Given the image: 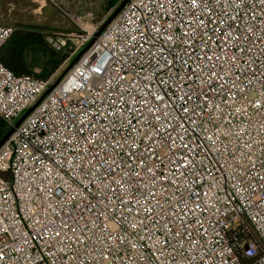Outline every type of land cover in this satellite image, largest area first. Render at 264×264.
<instances>
[{
  "label": "built area",
  "instance_id": "obj_1",
  "mask_svg": "<svg viewBox=\"0 0 264 264\" xmlns=\"http://www.w3.org/2000/svg\"><path fill=\"white\" fill-rule=\"evenodd\" d=\"M0 264H264V0L127 3L0 148Z\"/></svg>",
  "mask_w": 264,
  "mask_h": 264
},
{
  "label": "rangeland",
  "instance_id": "obj_2",
  "mask_svg": "<svg viewBox=\"0 0 264 264\" xmlns=\"http://www.w3.org/2000/svg\"><path fill=\"white\" fill-rule=\"evenodd\" d=\"M108 0H0V23L40 27L54 47H64V36L76 53L88 43L79 41V29L64 12L86 17L91 24L104 22L117 7L106 12ZM63 40V42H62ZM63 45V46H62ZM64 70V69H63ZM240 224V223H238Z\"/></svg>",
  "mask_w": 264,
  "mask_h": 264
},
{
  "label": "trees",
  "instance_id": "obj_3",
  "mask_svg": "<svg viewBox=\"0 0 264 264\" xmlns=\"http://www.w3.org/2000/svg\"><path fill=\"white\" fill-rule=\"evenodd\" d=\"M122 1L108 0L105 11L109 12ZM47 36L40 27L18 24L0 50V62L16 75L31 74L41 79L53 77L56 81L82 49L77 53L69 49L72 45L65 36V46L54 47ZM10 129L11 126L0 117V141Z\"/></svg>",
  "mask_w": 264,
  "mask_h": 264
},
{
  "label": "water",
  "instance_id": "obj_4",
  "mask_svg": "<svg viewBox=\"0 0 264 264\" xmlns=\"http://www.w3.org/2000/svg\"><path fill=\"white\" fill-rule=\"evenodd\" d=\"M131 0H123L111 13V15L102 23L98 31L95 33L91 41L88 45L82 49V51L76 56V58L70 63L68 67L63 71L60 77L53 83V85L40 97V99L30 107L22 117L11 127L10 131L2 138L0 141V148L1 146L9 139V137L14 133L16 128L26 119V117L40 104V102L45 98L46 95L62 80V78L68 73V71L78 62V60L83 56V54L94 44V42L98 39L101 33L106 29V27L119 15V13L124 9L127 3ZM248 249V246L245 247Z\"/></svg>",
  "mask_w": 264,
  "mask_h": 264
},
{
  "label": "snow or ice",
  "instance_id": "obj_5",
  "mask_svg": "<svg viewBox=\"0 0 264 264\" xmlns=\"http://www.w3.org/2000/svg\"><path fill=\"white\" fill-rule=\"evenodd\" d=\"M193 3L195 4V0H193Z\"/></svg>",
  "mask_w": 264,
  "mask_h": 264
}]
</instances>
